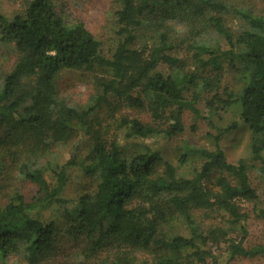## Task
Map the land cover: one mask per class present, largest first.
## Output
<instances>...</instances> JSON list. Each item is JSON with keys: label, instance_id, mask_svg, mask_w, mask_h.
I'll return each mask as SVG.
<instances>
[{"label": "trees", "instance_id": "trees-1", "mask_svg": "<svg viewBox=\"0 0 264 264\" xmlns=\"http://www.w3.org/2000/svg\"><path fill=\"white\" fill-rule=\"evenodd\" d=\"M119 2L121 8L116 18L122 26L124 40L111 59L101 55L100 43L83 24L67 25L56 13L51 0H30L24 13L12 20L0 15V46L10 49L15 55L13 67L0 90V126L6 129L9 135L7 140L23 145L32 139L45 145L48 139H67L72 133V122L85 125L86 119L110 95L141 109L142 102L131 92L145 82L155 116L168 107H177L164 134L169 139L181 134L182 111L188 109L197 115L195 103L198 96L194 95L189 103L183 98L186 87H196L197 78L178 70L165 78L150 76L162 63L177 66V60L167 54L171 45L167 34L160 28H164L168 20L188 13L193 20L203 23L223 38L229 48L222 51L217 42H199L193 47L199 65H209L215 73H219L222 60H228L232 68H235L236 61L242 64L244 88L238 100L241 108L239 121L253 137L252 158L264 173V15L256 12L244 0L237 4L227 0ZM230 19L240 23L239 32L235 33L228 27ZM146 21L148 24L150 21L156 23L158 37L150 55L144 57L139 52L131 51L129 46L135 40L133 28L143 26ZM203 56L208 58L203 60ZM80 70H104L112 75V80L100 83L102 94L97 95L94 105L83 112L58 103L55 88V80L62 72ZM206 85H209L208 82ZM213 99H218V96L215 95ZM233 103L225 101L223 104L229 106ZM212 105V102L208 103V106ZM119 125L127 140L146 139L158 133L137 121L123 119ZM235 127L233 125L227 130ZM3 145L4 140L0 138V147ZM201 155L206 162L192 179L178 180L174 168L168 164H165L163 176L154 177L161 162L158 151L147 149L128 161L117 143L107 148L104 143L95 141L89 163L77 161L76 149L73 148L67 164L53 172L52 185L39 169L31 170L23 165L20 173L37 186L36 205L63 206L64 216L74 226L85 231L90 239L97 236L93 243L94 250L105 247L106 243L119 248L155 247L168 254L156 264H187L184 254H189L192 261L200 264L207 259L211 264H222L207 249L210 243L218 245L221 242L228 245L227 261L264 255V245L251 250L244 247L247 216L241 212L239 203L243 201L249 204L253 215L264 223L263 203L250 185L248 166L243 161L237 165L227 163L218 146V139L214 152L204 151ZM67 166H78L86 175H96L100 180L93 194H85L73 204L61 197L68 179ZM214 172L227 174L234 183L221 176L215 180L218 192L208 191L204 183ZM164 193H174L169 205L182 218L190 238H160L157 221L149 218L146 208L131 207L134 201L152 202ZM192 208L225 215L230 224L237 228L241 238L238 242L226 240V232L216 227L206 235L202 234L191 215ZM54 233L55 224L42 220L35 206L27 205L20 195H16L5 208L0 209V262L22 244L28 264H40L53 250ZM118 264L132 263L126 259Z\"/></svg>", "mask_w": 264, "mask_h": 264}, {"label": "rangeland", "instance_id": "rangeland-1", "mask_svg": "<svg viewBox=\"0 0 264 264\" xmlns=\"http://www.w3.org/2000/svg\"><path fill=\"white\" fill-rule=\"evenodd\" d=\"M56 13L69 26L81 23L85 29L100 43V53L106 59H111L117 47L123 42L122 26L116 18L120 10L119 0H51ZM231 3H242L238 0H227ZM252 9L264 15V0H244ZM30 0H0V15L12 20L22 15ZM245 2V3H246ZM228 27L235 33L241 29L237 20L230 19ZM164 26V25H163ZM168 37L171 50L169 56L177 60V66L170 67L160 64L151 74L168 77L174 71L193 74L196 87H186L183 98L191 102L194 95L198 96L195 103L197 115L188 109L182 111L183 131L169 139L164 133L168 131L171 117L176 114L177 107L172 106L153 114L151 99L148 95L147 83L131 92L132 96L143 104L141 109L132 107L124 99L115 95L107 97L106 102L86 119L85 125L72 122V133L67 139L53 141L48 139L45 145L35 143L32 139L19 145L7 140V131L0 126V138L4 145L0 147V209L5 208L16 195H20L27 205L35 206L39 217L44 221L55 224L53 250L40 264H118L128 260L132 264H156L167 252L151 247L149 249H132L111 247L108 243L103 248L94 250V239L86 232L74 226L64 216V207L59 204L36 205L38 198L37 186L25 179L20 173L23 165L31 170L43 171L44 178L49 184L54 183V173L64 167L73 148L76 149L77 161L89 163L92 145L95 141L104 143L109 148L117 143L122 148L125 159L130 161L147 149L160 153L161 162L158 164L154 177L163 176L165 164L172 166L178 180H189L198 174L206 159L201 152L212 153L218 139V146L223 152L227 163L237 165L243 161L248 166V178L251 187L257 192L264 207V173L252 158V135L248 128L239 121L241 111L238 102L244 88L242 64L235 62V68L228 60L221 61L222 70L215 73L212 68L201 66L195 59L194 45L199 42H217L222 51H228L223 38L218 37L203 23L193 20L188 13L178 15L168 20L167 25L160 28ZM134 42L129 46L131 51L141 53L144 57L150 55L157 43L156 23L144 22L143 26L133 28ZM208 57L203 56L206 60ZM15 55L0 46V90L5 77L11 71ZM112 80V75L104 70L96 71H64L55 80L57 98L62 106L77 112L86 111L95 103L97 95L102 94L100 83ZM218 80V81H217ZM208 82L209 85H206ZM218 99H213L214 96ZM231 95V99H229ZM225 101L234 102L226 106ZM212 102V106L208 103ZM137 121L142 126L152 129L157 134L146 139H125V132L120 127L121 120ZM232 128L230 131L227 129ZM9 136V135H8ZM264 154V151H263ZM67 183L61 197L73 204L85 194H93L100 180L96 175H86L78 166H67ZM225 177L230 183L233 179L227 174L214 172L204 183V188L210 192H218L215 180ZM174 193H164L154 201H134L131 207H145L150 219H156L158 235L164 240L174 237L190 238V232L180 215L169 205V199ZM69 204V205H70ZM68 205V206H69ZM240 210L247 216V237L244 242L246 249H257L264 245V223L256 218L251 206L243 201L239 203ZM191 215L200 232L204 235L211 228L223 229L227 234L226 240L238 242L241 235L230 220L218 212H208L191 209ZM226 243H210V249L222 264H264V255L256 258H240L227 261ZM25 247L19 244L16 251L0 264H28L25 257ZM187 264H200L192 261L189 254L183 255ZM185 262V263H186ZM202 264V263H201ZM204 264H211L207 259Z\"/></svg>", "mask_w": 264, "mask_h": 264}]
</instances>
